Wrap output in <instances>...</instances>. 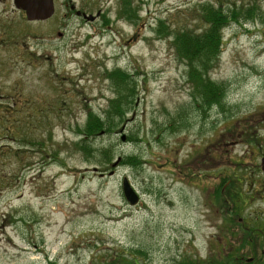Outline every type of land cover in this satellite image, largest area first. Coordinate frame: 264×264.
Segmentation results:
<instances>
[{
  "label": "rangeland",
  "instance_id": "obj_1",
  "mask_svg": "<svg viewBox=\"0 0 264 264\" xmlns=\"http://www.w3.org/2000/svg\"><path fill=\"white\" fill-rule=\"evenodd\" d=\"M121 1L66 25L0 12V264L229 263L250 255L245 232L260 257L264 0H131L132 20ZM211 2L253 14L190 62L178 35L205 31ZM117 69L128 81L109 76ZM205 78L223 86L222 103L204 101ZM119 97L123 117H111ZM108 114L112 127L83 133Z\"/></svg>",
  "mask_w": 264,
  "mask_h": 264
},
{
  "label": "trees",
  "instance_id": "obj_2",
  "mask_svg": "<svg viewBox=\"0 0 264 264\" xmlns=\"http://www.w3.org/2000/svg\"><path fill=\"white\" fill-rule=\"evenodd\" d=\"M232 7L230 10L224 9L223 4L216 5L215 3H207L202 6L203 12L202 17L204 21L208 23L209 27L200 34L194 33L192 30H187L185 33L181 32L178 35V41L180 43L179 50L180 53L187 58L190 62H196L195 60H203L207 58H211V56L216 55L221 48V44L223 42L221 29L226 26L230 21H238L239 18L242 16L250 17L253 14V9L251 7H236V5L230 6ZM123 11L119 12L121 17H126L130 20L136 17V10L132 9V4L130 0L125 1V6H123ZM108 23V21H106ZM202 61H199L201 63ZM112 73L109 74L117 84H122L128 81L126 72L122 71L121 69H117L115 71H111ZM129 75V74H128ZM127 78V80H126ZM200 93L202 97H205V102L208 101V105L211 106L213 103H222L223 96H224V88L222 85H219L212 80L204 79L203 81L199 82ZM129 90V89H128ZM131 89L129 91L132 92ZM122 97L114 99L112 102V115H116L117 117H123V103L121 101ZM108 119L103 120L99 115H90L87 119L85 124V128L83 129V133L87 135H94L102 132L106 127H112L110 120L111 117L108 114ZM91 144V143H90ZM81 145V143H80ZM92 147V144H91ZM89 148V147H88ZM93 148V147H92ZM95 153V149L93 148ZM104 156H107L106 151L104 152ZM110 160V157L107 158ZM131 162L135 163L134 157H128ZM125 162V161H124ZM218 195V194H217ZM220 199V197H218ZM245 238V237H244ZM243 239V238H242ZM245 246V240L243 239V243ZM242 247V245H241ZM240 247V248H241ZM240 248L238 251H240ZM139 254H143L142 250L136 251ZM232 253L227 254L230 256L228 258L229 263L234 258ZM234 261V260H233ZM223 261H216L213 259H202L201 257L195 259H183L179 261L177 264H229L228 262ZM111 264H142L139 261H124V262H115L113 261Z\"/></svg>",
  "mask_w": 264,
  "mask_h": 264
},
{
  "label": "flooded vegetation",
  "instance_id": "obj_3",
  "mask_svg": "<svg viewBox=\"0 0 264 264\" xmlns=\"http://www.w3.org/2000/svg\"><path fill=\"white\" fill-rule=\"evenodd\" d=\"M105 1L106 0H52V14L47 18L34 21L58 22L66 25L71 22L75 16L81 20L94 21L103 16V7ZM125 1L126 0L121 1V7L125 6ZM7 9L17 10L20 14H22V17L26 18V11L22 8H18L16 6L15 0H0V12L6 13ZM94 9L95 14L93 13ZM244 237L245 238L243 239L245 240V245L248 248L247 250L250 251V255L247 258L245 256H241V260L239 257L233 258L231 260V264H264V249L261 250V256L258 257V249L260 244L257 238L253 239L249 233L246 236V232L244 233ZM243 239L241 243H243ZM225 258L227 261H230L228 260L229 256L226 255Z\"/></svg>",
  "mask_w": 264,
  "mask_h": 264
},
{
  "label": "water",
  "instance_id": "obj_4",
  "mask_svg": "<svg viewBox=\"0 0 264 264\" xmlns=\"http://www.w3.org/2000/svg\"><path fill=\"white\" fill-rule=\"evenodd\" d=\"M16 6L26 11V16L29 20H38L49 17L53 12L52 0H15ZM122 139H125L123 135ZM118 161L113 163V166H117ZM262 167L264 171V157L262 158ZM112 173V171H111ZM122 188L126 199L135 204L139 200V195L132 187L127 178L123 179Z\"/></svg>",
  "mask_w": 264,
  "mask_h": 264
}]
</instances>
